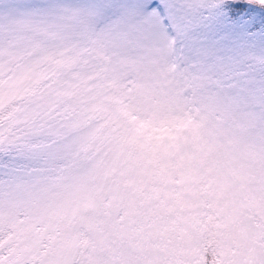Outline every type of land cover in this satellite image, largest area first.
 <instances>
[{"label":"snow or ice","instance_id":"6c2138e0","mask_svg":"<svg viewBox=\"0 0 264 264\" xmlns=\"http://www.w3.org/2000/svg\"><path fill=\"white\" fill-rule=\"evenodd\" d=\"M0 264H264V0H0Z\"/></svg>","mask_w":264,"mask_h":264}]
</instances>
